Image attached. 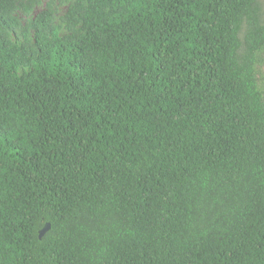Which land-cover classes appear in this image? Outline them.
Here are the masks:
<instances>
[{"label": "trees", "instance_id": "16d2710c", "mask_svg": "<svg viewBox=\"0 0 264 264\" xmlns=\"http://www.w3.org/2000/svg\"><path fill=\"white\" fill-rule=\"evenodd\" d=\"M46 1L0 0V264H264L260 1Z\"/></svg>", "mask_w": 264, "mask_h": 264}, {"label": "rangeland", "instance_id": "374dc122", "mask_svg": "<svg viewBox=\"0 0 264 264\" xmlns=\"http://www.w3.org/2000/svg\"><path fill=\"white\" fill-rule=\"evenodd\" d=\"M35 1L36 3L34 5L33 15L43 10L47 5L46 0H35ZM37 1L39 2L38 4H37ZM259 1L264 9V0H259ZM71 2L72 0H53L52 6L56 12V20H55L56 25L60 24L59 20L66 13V10L68 9V6L70 5ZM65 34H66V31L63 28L58 30L59 36H63ZM259 71H260V76L264 77V61L262 65L259 67Z\"/></svg>", "mask_w": 264, "mask_h": 264}, {"label": "water", "instance_id": "95a60500", "mask_svg": "<svg viewBox=\"0 0 264 264\" xmlns=\"http://www.w3.org/2000/svg\"><path fill=\"white\" fill-rule=\"evenodd\" d=\"M49 230V225H45L44 228L39 232L38 239L40 240L43 235Z\"/></svg>", "mask_w": 264, "mask_h": 264}]
</instances>
